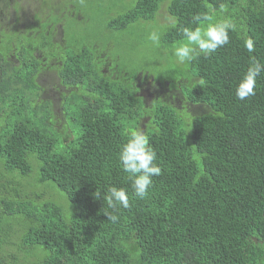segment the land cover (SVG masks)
Listing matches in <instances>:
<instances>
[{"label":"trees","instance_id":"1","mask_svg":"<svg viewBox=\"0 0 264 264\" xmlns=\"http://www.w3.org/2000/svg\"><path fill=\"white\" fill-rule=\"evenodd\" d=\"M82 1L17 5L35 19L14 41L22 64L2 65L0 264H264V73L254 96L235 95L250 57L264 62V0H116L98 11V31L81 35L89 21ZM221 3L238 25L230 43L178 66L171 49L179 28L203 12L219 17ZM35 26L38 41L28 35H38ZM154 27L163 31L158 48L147 39ZM59 29L77 48L55 63L66 89L58 109L36 104L43 85L27 74ZM247 37L253 53L243 47ZM121 45L155 49L161 59L138 71L145 62L120 60ZM155 67L168 77L154 79ZM151 78L160 86L149 98ZM130 125L147 131L162 169L145 199L134 196L118 159ZM110 186L130 195L115 223L95 197Z\"/></svg>","mask_w":264,"mask_h":264},{"label":"clouds","instance_id":"2","mask_svg":"<svg viewBox=\"0 0 264 264\" xmlns=\"http://www.w3.org/2000/svg\"><path fill=\"white\" fill-rule=\"evenodd\" d=\"M214 12L216 10H213ZM219 17L213 13L203 12L195 15L190 24L182 26L179 31L182 39L171 49V55L178 66H186L201 56L208 58L217 49L230 43V33L238 31V25L232 16L226 15L223 3L219 5ZM169 26L177 27L175 18L169 17ZM163 31L154 27L148 32L147 39L153 47H160ZM243 47L249 53L255 51V43L251 37L243 40ZM264 73V62L251 56L247 70L241 76L235 88L236 97L243 101L256 94L258 78ZM203 79L194 82V87L203 84ZM127 140L121 146L118 159L123 171L131 179L132 192L135 197L145 199L153 185V177L159 176L161 167L156 163L157 154L150 144V138L143 128L127 126ZM96 199H103L112 212L105 211L108 220L115 223L118 215L114 214L120 208L130 207V195L124 187L110 186L107 192L101 196L95 193Z\"/></svg>","mask_w":264,"mask_h":264},{"label":"flooded vegetation","instance_id":"3","mask_svg":"<svg viewBox=\"0 0 264 264\" xmlns=\"http://www.w3.org/2000/svg\"><path fill=\"white\" fill-rule=\"evenodd\" d=\"M19 1L27 0H0V50L2 49L0 51V80H3L2 65L7 67V62H11L14 63L15 66H18L15 61L19 59L16 57L15 53H18L19 51L17 49L18 46L14 47V41L22 38V35L28 31L27 23H29V25H32L35 19L33 13L24 11L21 7L17 6ZM14 3L16 5H14ZM37 30L38 29L35 26L34 31L36 33L38 32ZM31 34V40L38 41L36 38L39 36V34L37 33L38 35H35L33 32L29 31L28 35ZM45 34V36L40 35L39 39V41L44 40V45H46V39H48V33ZM50 40V51L48 55L44 58V49L41 48L34 53V58L36 60L33 61V58H30L31 61L28 62H35L36 66L34 67V71L31 73V75H36V79L38 80V82L43 85L41 97L38 99V103L36 104L39 105L43 100H50L53 101L54 106L59 109V104L61 103L60 101L63 100V95L65 94L66 89L64 88L62 79L59 76V71L55 69V63L62 57V54L66 53L67 51H72L77 47L68 45L67 42H64L65 40L63 41L60 29L58 30V34L56 36L53 35ZM31 48H33V46ZM23 58L24 56L21 54L20 61H18V63L22 64L24 60ZM110 69H112L111 64L109 65L108 69H106L108 73H110ZM140 80L139 85L142 82L141 77ZM144 86V95L151 98V95H153L152 93L158 89V86H160V84H155L153 79L151 78V80L146 82ZM20 88H18L17 90H19ZM17 90L15 91L16 95ZM54 92H57L59 94L57 102H55L52 97V93ZM11 108H14L13 110L15 111L19 110L20 102L18 101V104H16V106H12L11 104ZM12 124L15 125V122H12ZM5 126H7V124H5Z\"/></svg>","mask_w":264,"mask_h":264},{"label":"rangeland","instance_id":"4","mask_svg":"<svg viewBox=\"0 0 264 264\" xmlns=\"http://www.w3.org/2000/svg\"><path fill=\"white\" fill-rule=\"evenodd\" d=\"M84 1L85 2L82 1V3L84 4L83 8L86 9L85 15H87V19L89 21H88V24H87V22H85L82 25V29H81L80 34L81 35L84 34L88 27H89L88 32L95 34L98 31V28L100 27L99 26L100 25V23H99L100 18H99V12L98 11H100V8L102 6L107 7L110 4L115 3L116 0H84ZM88 25H90V26H88ZM131 38L132 39H130V42L128 44H132V43L136 42L135 41L136 34H134ZM118 52H119V56H120L119 59L120 60L122 57L125 59V55H127L129 58L133 59L135 62H138L141 64H142V62H145V64H142V66L141 65L137 66L138 71H147V70L151 71V69H147L150 67V64L154 63L157 59H161V55L155 49H147V48L136 49V48H131L130 46H127V45H121V48L118 50ZM17 58L20 59L19 57H17ZM153 71H154V76H152V77L154 79L157 78L160 73H161V76L163 78L168 77L166 69H164L162 67L160 69L155 67L153 69ZM27 75H28L27 77L33 76L29 73ZM58 95L59 94L57 92L52 93V97H53L55 102L58 101ZM183 111H185L187 113L186 109ZM65 208H66V211L69 210V205ZM69 216H70V214H69Z\"/></svg>","mask_w":264,"mask_h":264}]
</instances>
